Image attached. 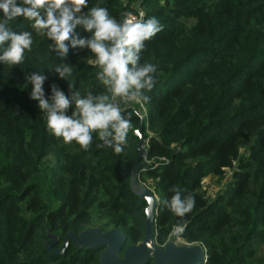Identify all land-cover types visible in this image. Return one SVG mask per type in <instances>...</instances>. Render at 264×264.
Masks as SVG:
<instances>
[{
    "label": "trees",
    "instance_id": "obj_1",
    "mask_svg": "<svg viewBox=\"0 0 264 264\" xmlns=\"http://www.w3.org/2000/svg\"><path fill=\"white\" fill-rule=\"evenodd\" d=\"M94 6L118 21L143 11L163 26L141 53L142 64L157 66V83L145 93L150 100L138 107L146 117L120 103L132 125L120 154L97 147L98 132L87 151L65 144L49 132L28 78L45 77L49 103L53 85L63 91L71 116L77 92L85 99L91 93L94 103L110 97L97 77L102 70L90 63L89 47L66 41L61 56L30 21L8 22L13 31L31 32L33 43L20 65L0 61V264H100L103 246L78 248L70 239L56 252L46 245L49 232L58 237L53 248L87 226L119 227L127 243L143 239L147 201L130 184L141 123L148 156L140 180L151 179L160 198L156 242L166 243L182 225L183 239L206 246L205 264H264V0H89ZM91 36L77 27V38ZM64 66L72 73L61 77L56 68ZM209 175L229 177L214 196L203 184ZM174 189L195 198L184 217L164 203Z\"/></svg>",
    "mask_w": 264,
    "mask_h": 264
},
{
    "label": "clouds",
    "instance_id": "obj_2",
    "mask_svg": "<svg viewBox=\"0 0 264 264\" xmlns=\"http://www.w3.org/2000/svg\"><path fill=\"white\" fill-rule=\"evenodd\" d=\"M89 0H0V10L4 19L0 21V46L3 52L0 61L9 67L20 65L25 59V51L32 50V33L16 32L8 22L19 17L31 22V28L38 35L55 41V49L64 56L68 51L66 41L73 47L87 46L94 53L90 61L102 71L98 79L107 86L109 95H102L93 102L91 93L81 98L80 93L73 95L76 110L71 116L66 109L71 101L63 91L53 85L52 103L43 98L42 84L44 76L33 74L28 79L34 84L31 98L39 99V107L45 110L47 128L65 144L75 141L87 151L93 141V132H98L103 144L97 147H111L114 152H123L127 143V134L131 129V114H122L120 103L139 104L141 108L150 100L146 92H151L157 83V66L141 63V53L145 50V41L152 39L162 30L155 17L144 19L145 13L139 12V18L131 12L117 20L105 7H88ZM87 9V11H85ZM82 27L91 32L90 39L77 38L76 29ZM50 47H52L50 45ZM61 77L72 73V68L57 67ZM73 85L70 83V88ZM135 111V110H134ZM140 113L137 111L136 115ZM111 128L112 131H109ZM111 137V139H108ZM165 205L178 217H184L195 206V198L189 195L181 197L178 189ZM183 231L182 227L173 229V235ZM171 238V237H170Z\"/></svg>",
    "mask_w": 264,
    "mask_h": 264
},
{
    "label": "water",
    "instance_id": "obj_3",
    "mask_svg": "<svg viewBox=\"0 0 264 264\" xmlns=\"http://www.w3.org/2000/svg\"><path fill=\"white\" fill-rule=\"evenodd\" d=\"M142 118L145 113L139 111V104H133ZM140 136L138 143L139 155L135 158L132 168L131 188L147 201L145 234L143 239L134 243H127L124 231L119 227L103 229L100 226H87L80 232L68 231L64 237L63 245L53 248L58 237L49 232L50 239L46 245L56 252H63L71 239L78 248L103 246L100 254V264H146L151 259L154 264H205L208 258L203 243H178L169 240L164 244L156 242V220L160 205V198L148 184L140 180L141 169L147 165L148 139L142 132V123L136 129Z\"/></svg>",
    "mask_w": 264,
    "mask_h": 264
},
{
    "label": "rangeland",
    "instance_id": "obj_4",
    "mask_svg": "<svg viewBox=\"0 0 264 264\" xmlns=\"http://www.w3.org/2000/svg\"><path fill=\"white\" fill-rule=\"evenodd\" d=\"M209 176H206L204 178L203 182H204L205 188L208 189L207 193L208 194L210 193L209 194L210 196H214L216 193H218V191L223 190L227 186V184L229 183V177L228 176L227 177H222V178L218 177V176H214V177L208 178ZM145 183L148 184L153 189L152 185L149 184V183H151V179H149ZM179 226H181V225H179ZM171 239L177 240L178 243H180V244L188 242L185 239H183V237L179 238L178 234L175 235V236H172L171 238H169V240H171Z\"/></svg>",
    "mask_w": 264,
    "mask_h": 264
},
{
    "label": "built area",
    "instance_id": "obj_5",
    "mask_svg": "<svg viewBox=\"0 0 264 264\" xmlns=\"http://www.w3.org/2000/svg\"><path fill=\"white\" fill-rule=\"evenodd\" d=\"M135 17H137L138 18V16L136 15V14H134V13H132ZM203 184H204V182H203ZM204 187H205V185H204ZM177 227H182V228H184V226H177ZM179 235V238L181 237L180 236V233L178 234ZM186 243H189V244H191V242H186ZM201 243V242H200ZM204 245V244H203ZM204 247H205V249L207 250V248H206V246L204 245Z\"/></svg>",
    "mask_w": 264,
    "mask_h": 264
},
{
    "label": "crops",
    "instance_id": "obj_6",
    "mask_svg": "<svg viewBox=\"0 0 264 264\" xmlns=\"http://www.w3.org/2000/svg\"><path fill=\"white\" fill-rule=\"evenodd\" d=\"M214 176H216V175H210L208 178H210V177H214Z\"/></svg>",
    "mask_w": 264,
    "mask_h": 264
}]
</instances>
